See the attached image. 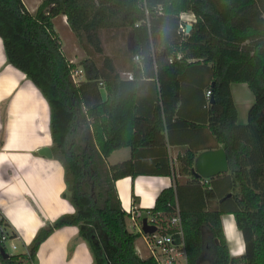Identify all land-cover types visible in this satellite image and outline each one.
Masks as SVG:
<instances>
[{
	"label": "trees",
	"instance_id": "trees-1",
	"mask_svg": "<svg viewBox=\"0 0 264 264\" xmlns=\"http://www.w3.org/2000/svg\"><path fill=\"white\" fill-rule=\"evenodd\" d=\"M182 11L194 15L185 36L178 33ZM56 12L65 16L86 56L80 63L85 79L77 85L70 78L75 65L53 30ZM125 30L131 47L123 71L104 54L101 32ZM0 39L7 63L48 102L52 153L64 169V194L74 208L41 227L27 254H0V264H33L39 245L63 226L77 227L93 264H151L135 252L139 234L127 229L114 187L117 179L140 174L172 178L146 211L163 224L178 209L188 264H264V0H43L35 12L22 0H0ZM200 65H209L211 78L204 87L211 93L203 100L205 126L228 161L227 172L206 181L191 172L197 149L186 148L176 163L167 153L171 127L185 120L179 114L182 78L189 66ZM143 77L153 79L157 90L149 117L138 111ZM236 83H245L253 96L245 124L237 122L230 90ZM121 148H130V158L109 165L107 158ZM142 150L157 153L153 168L138 167ZM225 214L235 217L243 234L242 255L230 253ZM0 225L9 230L2 216Z\"/></svg>",
	"mask_w": 264,
	"mask_h": 264
},
{
	"label": "crops",
	"instance_id": "crops-1",
	"mask_svg": "<svg viewBox=\"0 0 264 264\" xmlns=\"http://www.w3.org/2000/svg\"><path fill=\"white\" fill-rule=\"evenodd\" d=\"M27 9L34 12L31 8ZM53 9L59 10L60 7L54 6ZM61 17L67 26L65 16L61 15ZM181 21L191 24L194 15L190 11H182L179 14V23ZM54 32L57 34L55 30ZM102 33L115 38L117 33L119 37L123 35L127 40H131L128 30ZM128 49L123 48L120 53L127 54ZM116 51L112 58L117 63L120 62L119 69L124 71L126 57L122 56L124 57L122 60H117ZM208 66H189L182 78L179 114L185 120L173 124L169 131L171 144L167 147L169 158L175 163L177 157L188 147L197 149V154L221 147L216 145L205 126L208 117L203 104L206 93L204 87L211 84ZM123 71L121 75L125 76L126 73ZM247 89L245 83L230 86L234 104L235 93H238L244 101V103L242 101L244 110L253 103V96L249 95L250 91ZM100 93L104 100L103 88L100 89ZM156 100L155 81L143 77L139 81L137 91L139 113L149 117ZM236 110L238 123L243 122L245 115L240 117L237 108ZM50 116L48 102L38 88L24 73L7 63L0 39V157H2L0 158V214L13 235L9 241L13 242L14 246L21 244L25 250L24 254L28 253V246L41 227L52 224L62 215L74 212L73 206L64 194L66 189L64 169L53 157ZM193 123H197L198 126H194ZM43 149H49L51 156L42 154L40 151ZM130 156V148H121L110 154L107 163L109 165L120 163L128 160ZM110 159H113V164ZM159 159L155 151L142 150L137 154L136 163L138 167L150 169ZM170 185H172L171 177L150 174H140L134 178L127 176L114 182L122 210L128 212L134 206L140 219L145 218L146 210L153 207L158 193ZM229 223L231 221L227 224ZM126 225L131 232L127 220ZM223 231L229 247L230 237L225 226ZM92 263L89 247L79 236L76 226L54 229L39 245L33 262V264Z\"/></svg>",
	"mask_w": 264,
	"mask_h": 264
},
{
	"label": "built area",
	"instance_id": "built-area-1",
	"mask_svg": "<svg viewBox=\"0 0 264 264\" xmlns=\"http://www.w3.org/2000/svg\"><path fill=\"white\" fill-rule=\"evenodd\" d=\"M158 10H161V8L159 7ZM145 12L146 15H148V11L146 9ZM178 33L182 36L187 35L186 22L181 21L179 23ZM134 59L138 60V56H135ZM81 73L82 71L78 69L71 70L70 78L75 85L81 81L78 78L79 74ZM125 76L128 79L131 78L130 74H126ZM210 95V91L207 90L205 93L207 100L209 99ZM136 212V208L132 206L131 209L126 212L128 215L127 218L131 222V228L133 230L137 228L135 231H133V233L139 234L146 255L144 257L140 255L142 252L139 247H135L136 254L142 259H150L151 264H188L183 228L178 209L176 208L173 215L163 224L159 221L157 214L153 215L149 213V211H146V223L150 226H154L156 229L150 234L144 233L142 231V219L138 217ZM12 238V233L9 230L5 231L0 225V243L4 244V249L5 243ZM12 248L16 247L12 245Z\"/></svg>",
	"mask_w": 264,
	"mask_h": 264
},
{
	"label": "rangeland",
	"instance_id": "rangeland-1",
	"mask_svg": "<svg viewBox=\"0 0 264 264\" xmlns=\"http://www.w3.org/2000/svg\"><path fill=\"white\" fill-rule=\"evenodd\" d=\"M22 1H23L24 5L26 6V8H31L35 12L43 0H22ZM52 17L53 18L51 19L52 20L51 22L53 23L54 30L57 32L56 35H57V37L61 43L62 52H63L64 56L66 57V59L75 65L76 69L82 71V73L79 74L78 78L81 81H83L85 79L86 73H85L84 67L80 63H82V61L86 58L85 53L82 50V48L80 47L75 35L70 31L69 27L66 26L65 22H63V19L61 17L60 12H56L55 15ZM118 35L119 34L116 33V38H115V37H112L108 34H104L101 32V39L103 42L104 54L112 57V55L115 54V50H117L116 52H117L118 56L115 55V58L117 60L124 58L122 56H126L124 53H120L122 51V49L124 48V50H125L127 48H130V46H131V40L130 41L127 40L123 35H122V37H119ZM247 91H248V89H247ZM238 95H240V94L235 93L236 108L239 111L240 117L245 115L243 122H239V123L245 124L247 122V113H248V109H249L250 105L244 110V104H243L244 101ZM249 95L251 96L252 94L249 92ZM242 101H243V103H242ZM237 122H238V120H237ZM109 161L111 162V164H113L112 163L113 159H110ZM231 217L232 216L228 215V214L222 215V217H221L222 225L225 226V230H227V225H228L227 223H228V221L229 222L231 221ZM126 220L130 224V225H128V228H130L131 232L135 231L131 228L130 220L128 218ZM227 233H228V231H227ZM228 236L230 237L229 233H228ZM13 244L14 243L11 241H7L5 243V251L9 255L16 256V255L24 254L25 250L21 244H17V245H15L16 248H12ZM135 246L139 247V249L142 252V253H140V255L142 257H144L146 254H145L143 244L140 240V237H138L136 239ZM233 247H234V243L230 240L229 248L231 249Z\"/></svg>",
	"mask_w": 264,
	"mask_h": 264
},
{
	"label": "water",
	"instance_id": "water-1",
	"mask_svg": "<svg viewBox=\"0 0 264 264\" xmlns=\"http://www.w3.org/2000/svg\"><path fill=\"white\" fill-rule=\"evenodd\" d=\"M192 29L191 24H186V33ZM42 154L50 157L51 151L49 149H43L40 151ZM228 171V161L227 156L222 147L217 149L204 150L198 153L194 159L193 167L191 172L194 176L202 179H210L219 174ZM142 231L144 233H153L156 229L154 226H150L146 223V219H142L141 225ZM0 254L3 259L8 258V253L3 247L0 248Z\"/></svg>",
	"mask_w": 264,
	"mask_h": 264
},
{
	"label": "clouds",
	"instance_id": "clouds-1",
	"mask_svg": "<svg viewBox=\"0 0 264 264\" xmlns=\"http://www.w3.org/2000/svg\"><path fill=\"white\" fill-rule=\"evenodd\" d=\"M50 142V139H49ZM232 234L230 240L234 243V247L230 249L233 256H239L245 253L246 245L243 239V234L238 230L235 217H231Z\"/></svg>",
	"mask_w": 264,
	"mask_h": 264
},
{
	"label": "snow or ice",
	"instance_id": "snow-or-ice-1",
	"mask_svg": "<svg viewBox=\"0 0 264 264\" xmlns=\"http://www.w3.org/2000/svg\"><path fill=\"white\" fill-rule=\"evenodd\" d=\"M0 158H2V157H0ZM227 231H228L229 235L231 236V234H232V224L231 223H229L227 225Z\"/></svg>",
	"mask_w": 264,
	"mask_h": 264
}]
</instances>
